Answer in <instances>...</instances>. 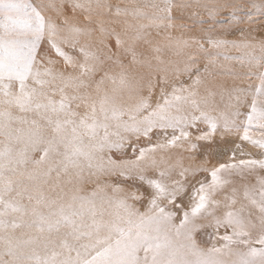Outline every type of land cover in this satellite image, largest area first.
<instances>
[{
  "label": "snow or ice",
  "instance_id": "snow-or-ice-1",
  "mask_svg": "<svg viewBox=\"0 0 264 264\" xmlns=\"http://www.w3.org/2000/svg\"><path fill=\"white\" fill-rule=\"evenodd\" d=\"M122 2L0 0V264H264V0Z\"/></svg>",
  "mask_w": 264,
  "mask_h": 264
},
{
  "label": "rangeland",
  "instance_id": "rangeland-1",
  "mask_svg": "<svg viewBox=\"0 0 264 264\" xmlns=\"http://www.w3.org/2000/svg\"><path fill=\"white\" fill-rule=\"evenodd\" d=\"M112 3H118L121 2V0H111ZM137 2H142V0H137ZM176 3H188L191 4L192 7L187 8V9H173V13L172 15L176 18V28L172 30V35L174 36H179L181 35V31H180V25L184 24L187 27H189L191 29V31L189 32H185L183 33V35L185 36H196V37H200L202 36V30L192 24V21L189 19L190 17L193 16V13H198L200 16H202L205 20H207V14L206 12L200 8L196 6V0H176ZM127 4V0H123V2L121 3V6H125ZM223 15H227V13H222ZM79 19L81 20V22H83V17H79ZM209 25L205 24V28H207ZM218 32L220 31L219 29L217 30ZM207 47V45H205ZM235 54V53H232ZM167 58V57H166Z\"/></svg>",
  "mask_w": 264,
  "mask_h": 264
}]
</instances>
